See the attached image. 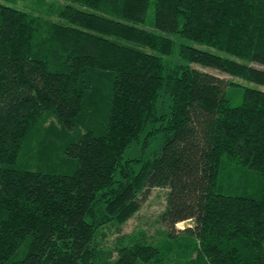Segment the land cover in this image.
Masks as SVG:
<instances>
[{"label": "trees", "instance_id": "1", "mask_svg": "<svg viewBox=\"0 0 264 264\" xmlns=\"http://www.w3.org/2000/svg\"><path fill=\"white\" fill-rule=\"evenodd\" d=\"M54 1L0 0V264H264V0ZM155 188L163 253L102 250Z\"/></svg>", "mask_w": 264, "mask_h": 264}, {"label": "rangeland", "instance_id": "2", "mask_svg": "<svg viewBox=\"0 0 264 264\" xmlns=\"http://www.w3.org/2000/svg\"><path fill=\"white\" fill-rule=\"evenodd\" d=\"M35 2L36 0H19V2H17V4H15L14 7L22 11H25L31 15H36V16L42 17L49 21L58 20L55 16L46 12V10L42 8L38 9L35 6ZM44 2H45L44 3L45 5H51L52 3L56 1L44 0ZM148 18L150 20L153 19L152 10L149 12ZM167 36L173 38L178 43L179 42L189 43L188 41L181 40L175 35H167ZM116 40L119 41L120 43L123 42L125 45L131 46L134 48L138 47L140 48L139 50H142L145 52L149 51L145 47L136 45L134 43H130V42H126V41L118 40V39ZM194 45L202 50H206L208 52H211L217 55L229 57V58L238 60L240 62L249 63L248 61L227 55L211 47H207V46L200 45V44H194ZM249 65L264 70V67L258 64L253 65L249 63ZM193 67L202 72L215 75L216 77L224 80L227 83L236 82V83H242L245 86H254L249 83H244L241 80L231 77L227 74H224L218 70H214V69L207 68V67L197 65V64H194ZM241 102H242L241 96H238L235 98V100L232 103L233 105H239L241 104ZM140 154L141 153H140L139 147L138 146L133 147L131 150H128V152L125 154V158H136L140 156ZM167 197H168L167 189H162V188L152 189L150 193L147 195V197L145 198V200L143 201L141 210L130 221H128L125 224V226H123L121 231H118V229L112 226V224H109L101 229V232H100L101 234L99 238H97L100 248L102 250L107 251V249H113L115 247H118V243L120 241L122 243H125L126 245H131L138 241H141L142 243L157 247L163 253V249L168 244V241H169V238L167 237V232H169L168 227L165 224H163L161 220L163 213L167 209V205H168ZM191 226H192L191 222L179 223L175 226L174 229H172L171 233H173V235H180L181 234L180 232H182L183 230ZM22 254L23 252L20 253V256H22ZM116 257H117V254L115 253L113 255V259Z\"/></svg>", "mask_w": 264, "mask_h": 264}]
</instances>
